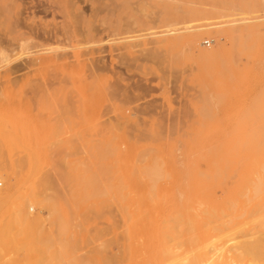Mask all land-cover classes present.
<instances>
[{"label":"rangeland","instance_id":"374dc122","mask_svg":"<svg viewBox=\"0 0 264 264\" xmlns=\"http://www.w3.org/2000/svg\"><path fill=\"white\" fill-rule=\"evenodd\" d=\"M19 1L17 8L9 12L7 26L0 24V38L14 28V21L20 16L22 20L26 17L24 24H30L34 18L36 25H48L58 29L59 34L62 29H74L70 31L71 35L76 30L77 36L75 33L71 36L67 31L70 40L59 36V40L51 45L56 48L73 42L71 47L63 50L70 56L72 51L75 54L83 50L85 56L82 55L79 61L86 66L71 58L73 67L70 71L78 80L88 75L91 63L88 52L95 49L96 54L92 56L100 58L99 65L104 66L99 74L102 75L103 87L106 85L105 94L100 93L93 100L94 104L100 105L101 116L104 113L99 121L116 125L115 132H124L130 139L127 142L122 138L119 142L123 153L117 172L123 197L122 210L115 206L113 196L97 197L89 207L88 196H83V203L78 205L76 200L79 196L71 194L79 187L75 176L71 177L66 172L76 166L88 169L89 146L98 143L100 138L98 131L88 128L96 122L91 120L89 124L88 91H82L77 80L68 82L69 85L63 81L66 74L62 75L63 72L58 73L53 68L33 74L17 71L9 74L8 81L4 77L5 80L0 79V173L3 176L0 177V191L10 195L0 199V233L8 230L7 241L0 242V264H72L70 258L75 261L73 264H88L91 249L106 239L112 242L111 237L114 240L112 244L106 241L111 244L107 256L120 251L118 242L137 243L141 250L138 251V260L142 263L139 255H143V264H174L183 252L191 250L189 254L195 256L202 254L204 249L214 257L219 254L220 258L217 256L215 259L224 264L231 260L235 264L239 261L246 264L256 258L264 264V259H261L264 258V246L261 256L240 253L238 247L241 240V243L251 241V237L263 239L264 245V142L257 145L250 135L259 129L264 139V1L70 0L74 4L71 13L76 14L74 9L79 10L80 20L69 10V13L64 12L69 0H62L63 3L61 0ZM37 4L38 11L34 15L30 10H24L23 15L17 14L18 17L15 15L23 6ZM93 15H96L95 19ZM72 20L76 29L74 23L71 24ZM219 28L223 32L220 38L217 36ZM239 28L243 30L239 31ZM109 30H115L116 34H110ZM20 31L26 30L21 28ZM88 32L94 36L93 44L84 42ZM94 34L102 37V41H97ZM160 39H166L161 47L147 44L143 50V46L137 45L145 40L155 42ZM189 41L196 42V50ZM130 44L132 49L127 47ZM51 45L19 53L7 67L19 65ZM150 47L154 50L151 51ZM198 49H216L219 52L214 57H202L197 53ZM74 67L78 68V73L73 71ZM4 70L0 68V76ZM40 73L45 77L52 75L53 81L50 82L51 78L45 80L48 77ZM59 78L63 79L62 83H57ZM45 84L50 85L47 87ZM113 87L120 88L119 92L123 94L114 95L115 100L107 94V90ZM95 133L98 137H94ZM128 151H131L130 158L124 155ZM152 159L159 161L154 160L155 163ZM153 162L156 168L160 167L154 170L157 183L153 177L147 181L148 176L151 177L148 172ZM160 163L162 165L159 166ZM30 166L40 170L36 178L50 175L48 187L41 192L55 203L56 219L42 222V234L49 241L48 251L41 254H32L24 237V231L30 227L29 215L50 216L47 209H39L31 203L34 196H28L32 185L30 180L24 182V179ZM157 172L162 174H158L160 180ZM21 182L23 185L20 186ZM150 184L154 185L150 187H153L151 191L148 190ZM99 213L101 215L97 217ZM88 217L91 219L89 222ZM60 227L66 228L63 243L57 235ZM95 230L102 235L101 238ZM244 233L248 236L243 240ZM194 234L197 236L193 237ZM186 237L189 241L183 240ZM95 239L99 240L98 243ZM178 243L182 244L179 246ZM200 243L214 249L210 251L209 246L205 248ZM199 245L204 249L200 250ZM60 249L63 254L59 255ZM244 255L247 257L242 259Z\"/></svg>","mask_w":264,"mask_h":264},{"label":"bare ground","instance_id":"6f19581e","mask_svg":"<svg viewBox=\"0 0 264 264\" xmlns=\"http://www.w3.org/2000/svg\"><path fill=\"white\" fill-rule=\"evenodd\" d=\"M21 2L23 1V0H20ZM19 1V2H20ZM51 1V0H50ZM53 1V0H52ZM66 0H64L63 2H65ZM145 1V0H144ZM147 1V0H146ZM149 1V0H148ZM262 1H264V0H262ZM17 2H18V0H0V17H3V20H0V24H2V27H3V24H4V26H7V23H8V16H9V12H11L12 11V9L13 8H17V6H18V4H17ZM25 2V1H24ZM24 2L22 3V5H24ZM61 2H62V0H61ZM62 2V3H63ZM139 2V1H138ZM162 2V1H161ZM27 3V2H26ZM52 3V2H51ZM67 3V2H66ZM69 5H70V3H71V1L69 0ZM68 3H67V5H68ZM75 3V2H74ZM137 3V2H136ZM144 3V2H143ZM21 4V3H20ZM33 4V3H32ZM93 4V3H92ZM104 4V3H103ZM138 4H140V3H137V5ZM147 4V3H146ZM228 4V3H227ZM27 5V4H26ZM52 5V4H51ZM51 5L49 6V7H51ZM56 5V4H55ZM68 5V6H69ZM74 5V4H73ZM72 5V3H71V6H70V8L73 6ZM76 5V4H75ZM94 5V4H93ZM147 5H149V3L147 4ZM161 5V4H160ZM223 5V4H222ZM221 5V6H222ZM261 5H262V3H261ZM25 6V5H24ZM23 6V8H22V10L21 9H19V11H18V13L16 12L15 13V15L18 17V15H23L22 14V12H24V10H30V14H32V15H34L38 10H37V8H38V4H37V6H35V5H30L29 7H24ZM28 6V5H27ZM65 6V5H64ZM67 6V8H64L63 10H64V12H68V10H69V12L71 13V10H72V8H74V7H72L71 9H69V7ZM130 6V5H129ZM141 6V5H140ZM145 6V5H144ZM49 7H47V8H49ZM108 7H110V6H108L107 5V8ZM147 7H149V6H147ZM174 7V6H173ZM263 7V6H262ZM54 8V7H53ZM52 8V9H53ZM115 8V7H114ZM172 8V7H171ZM175 8V7H174ZM46 9V8H45ZM145 9V8H144ZM41 10V9H40ZM53 10H55V9H53ZM56 10H57V8H56ZM66 10V11H65ZM192 10V9H191ZM237 10H239V7H238V9ZM236 10V11H237ZM44 11H46V10H44ZM59 11V10H58ZM74 11L75 12H77L78 13V11L77 10H75L74 9ZM81 11V10H80ZM101 11V10H100ZM196 11V10H195ZM221 11V10H220ZM231 11V10H230ZM42 12H43V10H42ZM48 12V11H47ZM68 12V13H69ZM74 12V13H75ZM103 11H101V13H102ZM148 12V11H147ZM234 12H235V10H234ZM242 12V11H241ZM240 12V13H241ZM43 13H45V12H43ZM61 13V12H60ZM67 13V14H68ZM73 13V12H72ZM71 13V14H72ZM72 14V15H77V16H75V17H77V18H79L78 17V14ZM100 13V14H101ZM105 13V12H104ZM189 13V12H188ZM243 13V12H242ZM248 13V12H247ZM18 14V15H17ZM71 14H68V15H71ZM93 14V13H92ZM151 14V13H150ZM158 14V13H157ZM215 14V13H214ZM238 14V13H237ZM236 14V15H237ZM65 15H66V13H65ZM64 14H63V16H65ZM107 15V14H106ZM195 15V14H194ZM228 15V14H227ZM227 15H225V16H227ZM73 16V17H74ZM98 16H99V14H98ZM97 16V17H98ZM145 16H147V15H145ZM151 16V15H150ZM229 16H231V15H229ZM237 16H239V15H237ZM11 17H12V15H11ZM22 16H20L19 18H16V17H14V19L16 18V20L14 21L15 22V26H14V28L12 29L11 28V31L9 30L7 33H5L4 34V38L2 37V38H0V68H4L5 70L2 72L3 73V75L2 76H0V79H3V80H5L4 78H6V80L8 81L10 78H8V76H9V74H11V73H15V72H17V71H25V73L26 74H33V73H37V72H41V71H43V70H46V69H50V68H53V70L54 69H56L57 70V72L58 73H60V72H63L62 73V75L63 74H66V76H65V78L66 79H62L63 81H66L67 83L69 82H74V81H78V84L77 85H79L80 86V88H81V90L82 91H88V119L90 120V122H89V124L91 123V120L93 121V120H95L96 122L95 123H92L91 125H88V128H89V130H93V129H95L96 131H98V133L100 134V138H99V140L97 141L98 143H95V144H91L90 146H89V154H90V157H89V159H88V169L86 168V167H84V166H76V167H71L70 169H69V172L67 173L66 172V174L67 175H69V176H75V178H74V180L76 181V184L78 185L77 187H79L78 188V190L77 191H75L74 192V190H73V192H72V194H71V196H79L78 198H77V200H76V202H77V204L78 205H81L82 203H83V196H88V207L89 206H91V204H92V202L94 203L95 202V198H97V197H101V196H105V198H106V196H113V200H115L114 202H116L115 204V206H118V208L120 209V210H122V208H123V204H122V199H123V197H122V194H121V190H120V185H119V182H118V179H119V176H118V174H117V172L120 170V166H121V161H122V156H123V153L121 152V149H120V146H119V142H120V139H125L127 142H128V140L130 139V138H126L127 137V135L124 133V132H117L118 130H116V132H115V130L114 129H117L116 128V125L115 126H113L112 124H106V123H104V122H100L99 121V118L100 117H102L103 116V111H102V116H101V112H100V105H98V103H96V104H94L93 103V100H96V99H94V98H96L97 97V95L98 94H100V93H104L105 94V91L106 90H104V87H106V85L104 84V87H103V81H102V75H100L99 74V71L100 70H102L103 68H104V66L102 67L101 65H99V63H100V58H98V57H96V56H94V57H96V58H94L92 55H94V54H96V53H94L95 52V49L92 51V52H90L89 51V49H88V51L90 52H88V54H90L91 56L90 57H88V59L86 58V60H88L89 61V63H90V67H89V73H88V75L87 76H82L81 78H79V80L77 79V78H73V76H72V71H70L71 70V68L73 67V59L71 60V58H74L75 60H76V62H78V64H79V58L82 56V55H84L85 53L83 52V50H82V52L80 53V52H76L77 51V49H76V53L74 54V52L72 51V56H70L68 53H66V52H64L63 50H65V49H67V46L68 47H71V44L73 43H71V42H69L68 44H67V46L66 45H60L61 47H57L56 46V48H54L52 45L54 44V43H56L57 42V40H59V36H60V38H61V36H63L64 37V39H67V40H70L71 39V37H70V35H71V30L70 31H68V29H67V31L70 33V35H68L69 33H67V31L65 30V29H62V32L59 34V32H58V29L56 30L55 28H49L48 27V25H45L44 27L43 26H38V25H36L37 23H36V21L34 20V18L31 20V22H30V24H24V22H25V18H23V20H22V18H21ZM66 17V16H65ZM93 17H94V19H95V17H96V15L94 16L93 15ZM174 17H176V16H174ZM242 17H244V16H242ZM13 18V17H12ZM68 18V17H67ZM72 18V17H71ZM42 19V18H41ZM87 18H85V20H86ZM154 19V18H153ZM165 19V18H164ZM231 19V18H230ZM28 20V19H27ZM71 20V19H70ZM74 20V19H73ZM72 20V21H73ZM79 20H80V18H79ZM20 21V22H19ZM24 21V22H23ZM65 21V20H64ZM71 21V22H72ZM164 21V20H163ZM13 22V23H14ZM23 22V23H22ZM27 22V21H26ZM38 22V21H37ZM68 22H70V21H68ZM75 21H73L71 24H73ZM133 22V21H132ZM241 22V21H240ZM39 23V22H38ZM44 23V22H43ZM64 23V22H63ZM91 23V22H90ZM101 23L102 24H104V20L103 19H101ZM106 23V22H105ZM108 23V22H107ZM11 24V23H10ZM56 24V23H55ZM70 24V23H69ZM70 24V25H71ZM85 25L87 24V22L86 23H84ZM133 24H135V23H133ZM153 24V23H152ZM77 25V24H76ZM90 25V24H89ZM124 25V24H123ZM221 25V24H220ZM251 25V24H250ZM10 26H12L13 27V25H10ZM50 26V25H49ZM52 26V25H51ZM54 26H56V25H54ZM65 26V25H64ZM98 26V25H97ZM130 26V25H129ZM258 26V25H257ZM70 27V26H69ZM99 27V26H98ZM255 27V26H254ZM21 28H24L26 31H20L21 30ZM59 28V27H58ZM71 28H72V26H71ZM74 28H75V23H74ZM86 28V27H85ZM96 28V27H95ZM102 28V27H101ZM105 28H109L108 26H106ZM131 28H133V26L131 27ZM136 28V27H135ZM238 28V27H237ZM244 28V27H243ZM264 28V27H263ZM76 29V28H75ZM99 29V28H98ZM124 29H126V28H124ZM6 30V29H5ZM23 30V29H22ZM59 30L61 31V29L59 28ZM74 30V29H73ZM72 30V31H73ZM239 31H241V30H243L242 28L240 29H238ZM245 30H247V29H245ZM76 31V30H75ZM75 31L74 32H72V35L75 33ZM89 31V30H88ZM91 31V30H90ZM98 31V30H97ZM126 31H130V30H127L126 29ZM148 31H149V29H148ZM152 31V30H151ZM216 31V30H215ZM237 31V30H236ZM250 31V30H249ZM108 32V31H107ZM135 32V31H134ZM133 32V33H134ZM138 32V31H137ZM231 32H233L232 30H231ZM77 33V32H76ZM76 33H75V36H77L76 35ZM81 33V32H80ZM80 33H78V35L80 36ZM109 33L110 34H116V32H115V30H109ZM130 33V32H129ZM146 33H147V31H146ZM216 33V32H215ZM218 33V34H217ZM217 36H218V38H220L221 36H222V31L220 30V28L217 30ZM82 34V33H81ZM84 34V33H83ZM82 34V35H83ZM236 34H238V33H236ZM71 35V36H72ZM95 35V34H94ZM98 35V34H97ZM97 35H95L96 37H97ZM189 35V34H188ZM191 35V34H190ZM190 35L188 36V37H190ZM78 36V37H79ZM87 36H88V40L86 39V41H84L85 43H88V44H93L94 43V36H92V34L90 33V32H88L87 33ZM112 36V35H111ZM195 36V35H194ZM236 36V35H235ZM244 36V35H243ZM82 37V36H81ZM95 37V38H96ZM141 37V36H140ZM227 37V36H226ZM76 38V37H75ZM100 38H102V37H97L96 38V40L98 41V39H100ZM165 38V37H164ZM193 38V37H192ZM77 39V38H76ZM83 39V38H82ZM173 39H175V38H173ZM190 39V38H189ZM81 39H79V41H80ZM101 40V39H100ZM172 40V39H171ZM191 40V39H190ZM102 41V40H101ZM188 41V40H187ZM192 41V40H191ZM196 41V40H195ZM231 41V40H230ZM37 42H41L40 44H36ZM59 42H61V41H59ZM83 42V43H84ZM163 42H166V39H160V40H158V41H153V40H149V42H147L146 40L145 41H142V42H139L137 45H141V47L143 48V50L145 49L144 47L148 44H150V45H157L158 44V46H160V45H162V43ZM186 42V41H185ZM190 42V41H189ZM95 43H96V41H95ZM103 43V42H102ZM188 43V42H187ZM190 43H192V42H190ZM190 43H189V45H190ZM231 43H232V41H231ZM52 44V45H51ZM173 44H174V42H173ZM193 44V48H195V50H196V42H194V43H192ZM45 45H51L50 47H46V48H43V49H41L40 51H42V52H38V53H36L37 54V56L35 55V56H31L30 58H28L27 60H25L24 62H22L21 64H19V65H14V66H12V67H7V64H9L11 61H13V60H15L16 58H17V55L19 54V53H27V50L28 49H30V48H33V47H42V46H45ZM124 45V44H123ZM177 45V44H176ZM186 45H188V44H186ZM223 45V44H222ZM94 46V45H93ZM131 46V47H130ZM130 46H127V47H129V48H131L132 49V45L130 44ZM133 46H134V44H133ZM167 46V45H166ZM172 46V45H171ZM126 47V45H125V48H127ZM135 47V46H134ZM133 47V48H134ZM138 46H136V48H137ZM161 47V46H160ZM190 47H191V45H190ZM86 48V47H85ZM88 48V47H87ZM151 48V47H150ZM192 48V47H191ZM72 49V48H71ZM75 49H73V50H75ZM91 49V48H90ZM101 49V48H100ZM148 49V48H147ZM61 50L63 51V52H61ZM96 50H98V49H96ZM151 51L152 50H154V47L153 48H151L150 49ZM149 50V51H150ZM159 50V49H158ZM131 51V50H130ZM186 51V50H185ZM198 51V52H197ZM196 52L200 55V56H202V57H211V56H213V55H215L217 52H219V51H217L216 49H212V50H207V51H202V50H200V49H198ZM69 52V51H68ZM71 52V51H70ZM85 52H86V55H88L87 54V51L85 50ZM99 52H103V51H100L99 50ZM98 52V53H99ZM147 52V51H146ZM154 52H156V50L154 51ZM43 53H45V54H43ZM83 53V54H82ZM94 53V54H93ZM97 53V54H98ZM131 53V52H130ZM151 54V53H150ZM143 55V54H142ZM237 54H235V56H236ZM85 56V55H84ZM214 57V56H213ZM83 58V57H82ZM237 58V57H236ZM137 59V58H136ZM159 59V58H158ZM220 59V58H219ZM83 60H85V57H84V59ZM141 61V60H140ZM147 61V60H146ZM165 61V60H164ZM82 62V61H81ZM80 62V65H82V64H84V62H82L81 63ZM86 62V61H85ZM102 63V62H101ZM121 63V62H120ZM76 64V63H75ZM75 64H74V66H75ZM78 64H76V65H78ZM85 65V64H84ZM86 66V65H85ZM121 66V65H120ZM167 66V65H166ZM78 68H80V67H82V66H77ZM77 67H74L73 69H75V70H73V71H76L77 73H78V68ZM77 68V69H76ZM84 67H82L81 69H83ZM138 68V67H137ZM88 70V69H87ZM104 70V69H103ZM60 71V72H59ZM172 71H174V70H172ZM44 72V71H43ZM42 72V73H43ZM48 72H50V71H48ZM105 72H106V70H105ZM116 72H117V70H116ZM42 73H40V74H42ZM56 74V75H59V74ZM74 73V72H73ZM80 73V72H79ZM101 73V72H100ZM122 73V72H121ZM43 74H45V73H43ZM43 74L41 75V76H43ZM48 74V73H47ZM120 74V73H119ZM119 74H117V75H119ZM36 75V74H35ZM83 75V74H82ZM164 75V74H163ZM51 76V77H50ZM50 76H46V77H48V78H46L45 76H43V77H45L44 79L45 80H49V78H51L50 80V82H52L53 80H52V75H50ZM61 76V75H60ZM119 76H121V74L119 75ZM4 77V78H3ZM14 77V76H13ZM63 78V77H62ZM121 78V77H120ZM12 79V78H11ZM60 79V78H59ZM58 79V82L57 83H62V80L60 79L59 80ZM184 79H185V77H184ZM3 80H1V82H3ZM7 81H4V83H6ZM12 81V80H11ZM31 81V80H30ZM10 82V81H9ZM13 83V82H12ZM29 83V82H28ZM31 83V82H30ZM40 83V82H39ZM68 83V84H69ZM185 83V82H184ZM40 84H43V83H40ZM39 84V85H40ZM63 84L64 85H66V83L65 82H63ZM67 84V85H68ZM107 84V83H106ZM111 84H113V83H111ZM46 86L47 85H50V84H45ZM70 85V84H69ZM122 85V84H121ZM32 86V85H31ZM54 86V85H53ZM52 86V87H53ZM111 86V85H110ZM113 86V85H112ZM47 87H49V86H47ZM122 87H123V85H122ZM63 88V87H62ZM114 88V87H113ZM119 90H121L120 88H119ZM119 90L118 89H112V88H110L109 90H107L108 91V97L111 95V97H113L114 98V100H115V96L114 95H118V94H122V92L120 93L119 92ZM124 89H122V91H123ZM181 90V89H180ZM58 91V90H57ZM130 91V90H129ZM59 92V91H58ZM63 92V91H62ZM73 92V91H72ZM127 93V92H126ZM125 93V94H126ZM70 95H71V92L69 93ZM106 94V95H107ZM110 94V95H109ZM102 95V94H101ZM123 95V94H122ZM69 95H67V97H68ZM104 96V95H103ZM136 96V95H135ZM66 97V96H65ZM101 97V96H100ZM100 97H98V98H100ZM120 97V96H119ZM122 97V96H121ZM138 97V96H137ZM74 98V97H73ZM97 98V99H98ZM102 98V97H101ZM101 98H100V100H101ZM140 98V97H139ZM69 99H71L70 97H69ZM110 100H111V98H109ZM127 99V98H126ZM130 99V98H129ZM138 99V98H137ZM67 100H68V98H67ZM66 100V101H67ZM116 100H118V97H116ZM122 100H124V99H122ZM131 100V99H130ZM129 100V101H130ZM72 101V100H71ZM99 101V100H98ZM69 102V101H68ZM71 103V102H70ZM73 103H76L75 101H73ZM78 103H79V101H78ZM101 103V102H100ZM99 103V104H100ZM114 103V102H113ZM145 103V102H144ZM152 103V102H151ZM67 105V104H66ZM65 105V106H66ZM71 105V104H70ZM80 105V104H79ZM144 105V104H143ZM146 105H148V104H146ZM73 106V105H72ZM103 106H105L106 107V105H103ZM116 106H118V105H116ZM149 106V105H148ZM67 107V106H66ZM65 107V108H66ZM104 107V108H105ZM113 108H114V106H112ZM144 107V106H143ZM68 108V107H67ZM111 108V107H110ZM139 108H140V105H139ZM146 108V107H145ZM148 108H150V107H148ZM69 109V108H68ZM72 109H73V107H72ZM79 109H80V106H79ZM155 109V108H154ZM74 110V109H73ZM143 110V109H142ZM145 110V109H144ZM175 110V109H174ZM80 111V110H79ZM83 111V110H82ZM131 111H133V110H131ZM108 112H110V110L108 111ZM107 112V113H108ZM137 112V111H136ZM147 112H148V110H147ZM166 112V111H165ZM170 113V112H169ZM72 114H74V113H72ZM99 114H100V116H99ZM109 115V114H108ZM176 116V115H175ZM183 116V115H182ZM107 117V116H106ZM181 117V116H180ZM163 119V118H162ZM118 120V119H117ZM113 122V121H112ZM116 124V123H115ZM126 126V125H125ZM149 127V126H148ZM174 127V126H173ZM144 129V128H143ZM145 130V129H144ZM168 130H169V128H168ZM137 132H139V131H137ZM169 132V131H168ZM173 132V131H172ZM148 133V132H147ZM92 135V134H91ZM129 135V134H128ZM138 135H140V134H138ZM251 137H252V139L254 140V142L257 144V145H260V144H262L263 142H264V139H263V137H262V135H261V132H260V130L259 129H256V130H254V131H252L251 132ZM96 136V133H95V135H94V137ZM96 137H98V136H96ZM133 137H134V135H133ZM136 137V136H135ZM116 139V140H115ZM131 139H132V136H131ZM137 139V137L135 138V140ZM94 141V140H93ZM134 142V141H133ZM133 145V143H131V146ZM88 154V155H89ZM130 154H131V151H128V152H126L124 155H126L127 156V158H130ZM240 158V157H239ZM145 159V158H144ZM148 159V158H147ZM150 160H151V158H150ZM153 161L154 160H156V159H152ZM240 160V159H239ZM156 161H159V159H157ZM149 162V161H148ZM155 162V161H154ZM154 162H153V164H151L153 167H155V165H154ZM82 163V162H81ZM143 163V162H142ZM151 163H152V161H151ZM156 163V162H155ZM32 164V163H31ZM157 165V167H158V163L156 164ZM160 165H162V163H160L159 164V166ZM32 166V165H31ZM29 167V170H28V172H27V176H25V179H24V182L26 181V180H30V182H29V184H31L30 186L32 187V188H30V189H32V192L28 195V196H34V197H32L31 198V203H33L35 206H37L39 209H47L48 211H49V214H50V216L48 217V218H45V217H43L42 215H40V214H37V215H29L28 216V223H30V227L28 228V229H26L25 231H24V237H25V241H26V243H27V245H28V249H29V251L32 253V254H41V253H46L47 251H48V245H47V243H48V241H49V239H48V237L46 236V235H44V234H42V228H41V226H42V224L45 222V221H47V220H53V219H56V215H55V203H54V201H50L49 200V197H47L48 195H43L42 194V192H41V190H43V189H45L46 187H48V185H49V183H50V175L48 176H38L39 175V173H38V171L40 172V170H38V171H36V169H34L33 167ZM69 166V165H68ZM137 166V169H138V164L136 165ZM70 167V166H69ZM153 167H150V171L148 172V175H150L151 177L149 178V176L146 174H144L145 176H148V179H147V181L148 180H151V178H152V180L153 181H155L156 182V180L157 179H155L154 178V175L156 174V172L154 171L155 169L156 170H158V169H160V167L159 168H153ZM261 167H263L262 165H261ZM141 168V167H140ZM136 169V168H135ZM143 170H146V169H143ZM142 170V171H143ZM149 170V169H148ZM147 170V171H148ZM140 171V170H139ZM147 171H145V172H147ZM144 172V171H143ZM142 173V172H141ZM160 174H161V172H159ZM158 172H157V177H159L158 176V174H159ZM36 174H38L37 176H38V178H36L35 176H36ZM159 174V175H160ZM143 175V174H142ZM162 175V174H161ZM160 175V176H161ZM5 176V175H4ZM7 176V175H6ZM5 176V177H6ZM0 177H3L2 176V174L0 173ZM10 177V176H9ZM8 177V178H9ZM27 177V178H26ZM139 177H140V175H139ZM156 177V176H155ZM35 178V179H34ZM70 178V177H69ZM145 178V177H144ZM160 178L161 177H159V180H160ZM141 179H143V177L141 178ZM7 180V179H6ZM22 180V179H21ZM20 180V181H21ZM72 180V179H71ZM158 181V180H157ZM148 182H150V181H148ZM157 183V182H156ZM20 184V186L21 185H23L22 184V182L21 183H19ZM26 184H28V182L26 183ZM151 184H154L155 185V183L154 182H152ZM150 184V186H149V188H148V190L149 191H151L152 190V188H150L151 186H154V185H151ZM19 186V185H18ZM25 186V185H24ZM23 186V187H24ZM29 186V185H28ZM26 187V186H25ZM24 187V188H25ZM20 188V187H19ZM24 188H23V190H24ZM26 189V188H25ZM30 189H29V191H30ZM77 189V188H76ZM151 189V190H150ZM6 190V189H5ZM146 190V189H145ZM14 191V190H13ZM28 191V192H29ZM26 192V191H25ZM24 192V193H25ZM146 193H152V192H148V191H146ZM146 193H145V196H146ZM61 195V194H60ZM148 195V194H147ZM187 195V194H186ZM3 196H10V195H8V193L7 192H1L0 191V199H2L3 198ZM39 197V196H41L40 198H37V197ZM63 196V195H62ZM148 196H150V194L148 195ZM190 197V196H189ZM102 198V197H101ZM111 199H112V197H111ZM100 200H103V199H100ZM104 200H106V199H104ZM108 200V199H107ZM107 202H110V199L107 201ZM106 202V203H107ZM112 202V201H111ZM108 204V203H107ZM111 204V203H110ZM149 204V203H148ZM100 206V205H99ZM111 207H112V205H111ZM114 207V206H113ZM97 208H98V205H97ZM103 208V207H102ZM187 208V207H186ZM95 209V208H94ZM99 209V208H98ZM91 210H92V208H91ZM101 209H99V211H100ZM103 211H105V209L103 210ZM102 211V212H103ZM95 212H96V210H95ZM94 212V213H95ZM102 212H100V213H102ZM44 213H45V211H44ZM98 214L97 215V217L99 216V215H101V214ZM111 214H113V213H111ZM91 215L92 214H90V217H91ZM46 216V215H45ZM112 216V215H111ZM92 218V217H91ZM103 218V217H102ZM109 218V217H108ZM88 222L91 220L89 217H88ZM94 219H95V216H94ZM98 219H100V218H98ZM94 221V220H93ZM43 222V223H42ZM98 223V222H97ZM99 224H101V223H99ZM90 225V224H89ZM174 226V225H173ZM89 229H90V227H88ZM88 229V230H89ZM95 229V228H94ZM105 229V228H104ZM65 230H66V228L64 229V227H60V229L58 230V232H57V235H58V238H59V240H60V243H63V242H65ZM91 230V229H90ZM89 230V233L91 234V231ZM96 232H97V230H95ZM114 231H116V230H114ZM173 231H176V229L174 230L173 229ZM93 232V231H92ZM99 232H101V228H100V231ZM108 232V231H107ZM177 232V231H176ZM198 232V231H197ZM197 232H196V234H197ZM209 232H210V230H209ZM242 231H240L239 232V234L241 233ZM95 233V232H94ZM104 233V232H103ZM174 233V232H173ZM203 233V232H202ZM200 234L201 236L203 235V234ZM89 234V235H90ZM96 234V233H95ZM104 234H106V233H104ZM108 234V233H107ZM196 234H194L193 235V237L194 236H197ZM217 234V233H216ZM215 234V235H216ZM245 234V233H244ZM92 235H94V234H92ZM99 235V233L97 232V236ZM114 235V234H113ZM115 235H116V240H118V234L117 233H115ZM170 235V234H169ZM200 235H198V236H200ZM218 235V234H217ZM216 235V239H218V237H219V235L217 236ZM241 235V237L243 236L242 235V233L240 234ZM247 234H245V236H246ZM95 236V235H94ZM102 236V235H101ZM101 236L99 235L98 237H100L101 238ZM105 236V235H104ZM172 236V235H171ZM170 236V237H171ZM175 236V235H174ZM192 236V235H191ZM238 236V235H237ZM244 236V238H242L243 240L244 239H246L247 238V236L245 237ZM7 237H8V230H4L2 233H0V242L2 243V242H6L7 241ZM176 237V236H175ZM96 238V237H95ZM103 238H105V237H103ZM189 238V237H188ZM213 238V237H212ZM215 238V237H214ZM88 239H89V237H88ZM92 239V238H91ZM99 239V238H98ZM185 239H187V237L186 238H184L183 240H185ZM190 239H191V237H190ZM197 239V238H196ZM216 239H213V240H216ZM236 239V238H235ZM251 239H253V240H251L250 241V239H249V241L248 240H245L243 243H241V241H240V245H238V247L240 248V253L242 252V253H244V254H249L250 253V255L251 254H256V255H258V256H261L262 255V253H263V239H257V238H252L251 237ZM96 240V239H95ZM109 241V239H106V241ZM111 240H112V242L114 241L113 239H112V237H111ZM192 240V239H191ZM213 240H211L212 242H213ZM236 240H239V239H236ZM235 240V241H236ZM90 241V240H89ZM93 241V240H92ZM97 241V243H98V241L99 240H96ZM105 240L104 241H102V242H99L100 244H98V246L97 245H95L96 247H94V248H92V247H90V248H92L91 249V251L88 253V264H143V262H144V257H143V253L141 254L142 256H140L139 255V258L141 257L142 258V260H143V262L142 263H140L139 262V260H138V251H139V249H140V247H139V245L140 244H137V243H131V242H123V243H119L118 241H115V243L116 242H118V244H119V247H117L120 251L117 253L116 252V255H109V256H107L108 254V252H107V250H108V247L112 244V242H110L109 241V243H111V244H109L108 242H106ZM187 241H189L188 239H187ZM209 241V240H208ZM224 241V240H223ZM191 242V241H190ZM204 242V241H203ZM215 242V241H214ZM218 242V241H217ZM90 243H92L91 241H90ZM182 243H184L183 241H182ZM182 243H178V245L179 244H182ZM192 243H194V241L192 242ZM227 243V242H226ZM237 243V242H236ZM117 244V245H118ZM187 244H189V242L187 243ZM195 244V243H194ZM205 244V243H204ZM204 244H201L200 243V245H202L203 247H205V248H208V244H207V246H205ZM212 244V243H211ZM91 245V244H90ZM89 245V246H90ZM184 245V244H183ZM200 245H199V248H200ZM180 246V245H179ZM219 246H221V245H219ZM218 246V247H219ZM226 246V245H225ZM170 247V246H169ZM182 247V246H181ZM203 247H201V248H203ZM212 247V246H211ZM188 248H190L189 246H188ZM200 248V250H203V249H201ZM257 248V249H256ZM183 249V248H182ZM194 249V248H193ZM192 249V250H193ZM197 249V248H196ZM210 251H212L214 248L212 247V249H210V246H209V248H208ZM207 249V250H208ZM220 249V248H219ZM218 249V250H219ZM223 249V248H222ZM143 250V249H142ZM180 250V249H179ZM186 250V249H185ZM184 250V251H185ZM195 250V249H194ZM208 250V251H209ZM218 250H216V251H218ZM117 251V250H116ZM141 251V250H140ZM139 251V252H140ZM190 251L191 250H189V251H186L187 253H185L184 254V252H183V254L181 255L182 257L180 258L179 257V259L180 260H178L177 262H174V264H224L223 262H221V261H219V260H217V259H215V257L217 258V256L219 257V254H218V252H216L218 255L216 256L215 255V257H214V255H209V253L208 252H206V250L204 249V251H203V253L201 254V253H199L198 255H191V254H189L190 253ZM196 251V250H195ZM237 251V250H236ZM214 252V251H213ZM213 252H210V254L211 253H213ZM238 252V251H237ZM236 252V253H237ZM91 253V254H90ZM105 253V256H102V254H104ZM191 253H193V251L191 252ZM219 253H220V251H219ZM239 253V252H238ZM60 254H63V250L62 249H60L59 250V255ZM90 254V255H89ZM173 254H176V253H173ZM227 254V253H226ZM243 255V254H242ZM250 255H248V257L250 256ZM245 256V255H244ZM244 256H242V259H245L246 257H247V255L244 257ZM255 256V255H254ZM235 257H236V255H235ZM244 257V258H243ZM140 258V259H141ZM220 258V257H219ZM218 258V259H219ZM232 258V257H231ZM250 258V257H249ZM251 258H252V256H251ZM254 258V257H253ZM256 258V257H255ZM71 259V263L73 264V262H75L74 260H73V258H70ZM234 259V258H233ZM242 259H240V260H242ZM261 259H264V258H262L261 257ZM249 260V259H248ZM251 260V262L249 261V263H246V264H263L262 263V261H260V259L258 260L257 258L256 259H250ZM239 261V260H238ZM237 261V262H238ZM245 261V260H244ZM258 261H260V262H258ZM264 261V260H263ZM228 262V261H227ZM77 263V262H76ZM225 263H226V261H225ZM79 264V263H78ZM228 264H235V263H233L232 262V260L228 263ZM238 264H242V263H240V261L238 262Z\"/></svg>","mask_w":264,"mask_h":264}]
</instances>
